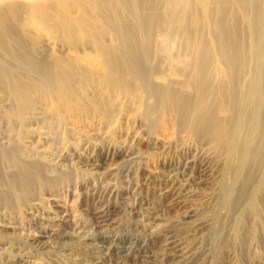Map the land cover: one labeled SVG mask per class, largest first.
Segmentation results:
<instances>
[{
	"label": "bare ground",
	"instance_id": "6f19581e",
	"mask_svg": "<svg viewBox=\"0 0 264 264\" xmlns=\"http://www.w3.org/2000/svg\"><path fill=\"white\" fill-rule=\"evenodd\" d=\"M0 120V208L45 215L58 201L41 194L73 199L113 175L77 167L91 154L142 175L132 145L145 138L160 157L190 150L212 163L211 235L260 260L264 0H0Z\"/></svg>",
	"mask_w": 264,
	"mask_h": 264
},
{
	"label": "rangeland",
	"instance_id": "374dc122",
	"mask_svg": "<svg viewBox=\"0 0 264 264\" xmlns=\"http://www.w3.org/2000/svg\"><path fill=\"white\" fill-rule=\"evenodd\" d=\"M132 148L142 175L130 168L115 170L118 159L114 157L102 161L91 154L86 165L73 163L82 169L108 167L113 175L85 180L73 199L64 191L41 194L56 196L58 201L45 215L28 218L0 208V226L16 228L15 232L0 229V237L7 239L0 241V264H173L165 247L170 240L178 245L177 255L185 256V264H264V240L251 244L261 254L260 260H253L211 235L221 179L211 180L216 184L209 179L212 185L204 182L211 162L196 160L197 154L190 150H171L160 157L145 138L137 139ZM67 160L59 162L69 166L71 158ZM23 179L34 184L31 171ZM118 188L123 193L117 194ZM71 205L74 219L68 218ZM250 225L246 224L247 230Z\"/></svg>",
	"mask_w": 264,
	"mask_h": 264
}]
</instances>
